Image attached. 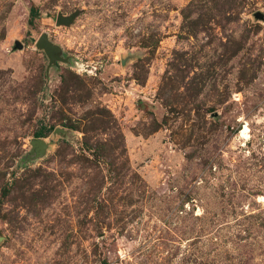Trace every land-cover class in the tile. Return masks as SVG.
I'll return each mask as SVG.
<instances>
[{"label":"rangeland","instance_id":"obj_1","mask_svg":"<svg viewBox=\"0 0 264 264\" xmlns=\"http://www.w3.org/2000/svg\"><path fill=\"white\" fill-rule=\"evenodd\" d=\"M0 264H264V0H0Z\"/></svg>","mask_w":264,"mask_h":264},{"label":"water","instance_id":"obj_2","mask_svg":"<svg viewBox=\"0 0 264 264\" xmlns=\"http://www.w3.org/2000/svg\"><path fill=\"white\" fill-rule=\"evenodd\" d=\"M70 20L71 19L69 17L68 18H64L63 16L58 15L57 16V19H56V25H60V24L67 25L68 23H70ZM38 46L39 47H43L46 50L49 49V44H48V41H47L46 36L43 35L40 38V40L38 41Z\"/></svg>","mask_w":264,"mask_h":264},{"label":"bare ground","instance_id":"obj_3","mask_svg":"<svg viewBox=\"0 0 264 264\" xmlns=\"http://www.w3.org/2000/svg\"><path fill=\"white\" fill-rule=\"evenodd\" d=\"M248 127L247 126H244L243 129L241 130L240 132V135L243 137V138H248Z\"/></svg>","mask_w":264,"mask_h":264},{"label":"trees","instance_id":"obj_4","mask_svg":"<svg viewBox=\"0 0 264 264\" xmlns=\"http://www.w3.org/2000/svg\"><path fill=\"white\" fill-rule=\"evenodd\" d=\"M31 14L33 13V9L30 10Z\"/></svg>","mask_w":264,"mask_h":264}]
</instances>
